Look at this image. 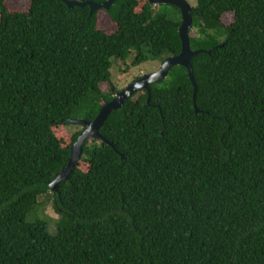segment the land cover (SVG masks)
I'll use <instances>...</instances> for the list:
<instances>
[{
	"label": "trees",
	"instance_id": "obj_1",
	"mask_svg": "<svg viewBox=\"0 0 264 264\" xmlns=\"http://www.w3.org/2000/svg\"><path fill=\"white\" fill-rule=\"evenodd\" d=\"M100 11L113 33L98 28ZM191 16L190 49L210 51L190 61L195 108L187 70L172 67L149 104L137 90L107 116L111 146L85 142L49 193L81 132L64 146L54 129L92 121L115 97L113 60L177 56L180 13L146 0L92 13L0 0V264H264V0H196ZM45 194L54 233L26 220Z\"/></svg>",
	"mask_w": 264,
	"mask_h": 264
},
{
	"label": "water",
	"instance_id": "obj_2",
	"mask_svg": "<svg viewBox=\"0 0 264 264\" xmlns=\"http://www.w3.org/2000/svg\"><path fill=\"white\" fill-rule=\"evenodd\" d=\"M68 8L72 7H84L88 6L90 13L97 9L108 10L110 6L114 3L115 0H107L101 3H93L91 1H78V0H61ZM146 2L152 6L156 5H169L175 7L181 17V23L178 27V36L180 40L181 49L177 56L165 58L160 68L151 74L144 75L137 80L130 83L123 90L119 91L115 97L103 105L96 117L92 121H86L84 119H74L71 120L75 124H79L82 127L81 132L79 133L76 140L70 147L69 157L60 170L56 174L55 178L48 184L49 190L51 193L56 192L58 184L62 181H67L70 174L74 170L76 164L81 159L83 153V145L87 141L98 140L108 143L105 138L100 134V129L104 125V122L107 116L118 109H120L126 100L137 90H144L147 93L146 102L149 104L150 100V84L158 83L163 80L168 74L169 70L174 66H182L187 70L189 80L193 87L192 100L193 106L195 108V93L196 85L193 79L192 70H191V59L201 53L206 52L210 54V51H192L189 47V32L192 28V7L185 0H146Z\"/></svg>",
	"mask_w": 264,
	"mask_h": 264
},
{
	"label": "rangeland",
	"instance_id": "obj_3",
	"mask_svg": "<svg viewBox=\"0 0 264 264\" xmlns=\"http://www.w3.org/2000/svg\"><path fill=\"white\" fill-rule=\"evenodd\" d=\"M185 1H187L191 7H193L196 2V0ZM5 3L11 11H26L29 7V0H5ZM164 10L172 18H177V14L169 7H164ZM221 21L223 24L228 25L232 22V14H224ZM98 28L110 34L116 30V24L111 21L107 13L100 11L98 14ZM190 34L191 36L193 35L192 30ZM133 57V55L129 54L123 62L119 60L112 61V66L110 68L111 83L119 91L123 90L138 77L140 78L144 75L156 72L161 66L159 60H148L136 66H131ZM100 89L101 91L106 92L108 90V84L102 83L100 85ZM80 130H82L81 125L72 123L56 127V129H54V133L61 139L63 145L66 146L70 144L72 135ZM81 168L85 169V165H81ZM49 193L51 192L49 191ZM36 219L42 220L45 223L48 221V231L50 233H54L53 231L56 229L55 223L58 220V216H56L53 208V201L50 194L41 195L37 199V205H35V207L26 216V220L29 222Z\"/></svg>",
	"mask_w": 264,
	"mask_h": 264
}]
</instances>
